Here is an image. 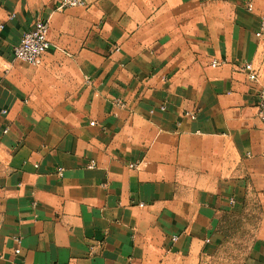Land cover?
I'll list each match as a JSON object with an SVG mask.
<instances>
[{"label": "crops", "instance_id": "0c3cea01", "mask_svg": "<svg viewBox=\"0 0 264 264\" xmlns=\"http://www.w3.org/2000/svg\"><path fill=\"white\" fill-rule=\"evenodd\" d=\"M84 1L0 0V264H264V0ZM39 20L31 66L13 49Z\"/></svg>", "mask_w": 264, "mask_h": 264}, {"label": "built area", "instance_id": "2783aa9c", "mask_svg": "<svg viewBox=\"0 0 264 264\" xmlns=\"http://www.w3.org/2000/svg\"><path fill=\"white\" fill-rule=\"evenodd\" d=\"M211 1V0H206ZM86 3L84 0H58L56 3L55 9L57 11H63L68 8H76V7H85ZM246 10L249 12L253 11V3L251 1H247L245 3ZM1 28V27H0ZM48 31H49V22L48 20H39L36 21L31 29H29L27 32H25L19 43L14 47L13 54L14 57L20 61L25 62L28 65L31 66H39L42 63L43 56L49 51L50 49V42L48 41ZM255 36L257 38H262L264 36V13L260 16L258 29L255 33ZM222 64L220 61H212L211 67L215 68ZM242 70L247 74L248 79L250 81H256L257 76L255 73V70L252 68L251 64H245L242 67ZM116 105L122 106L119 101H115ZM256 112H257V118L261 121V123L264 125V86H261L259 88V91L257 93V102H256ZM161 110H164L165 107H160ZM2 113H5V111H2ZM190 118H193L192 115H190ZM94 125V123H91ZM6 132V131H5ZM96 166V164L91 161L88 165V169H93ZM139 164H131L129 165V168L131 169H138ZM63 174V169L59 168L57 169V175L61 177ZM140 206H142L140 204ZM177 238L173 237L172 241H176ZM17 243H20L19 239H16ZM15 254L19 253V249L14 250Z\"/></svg>", "mask_w": 264, "mask_h": 264}, {"label": "rangeland", "instance_id": "374dc122", "mask_svg": "<svg viewBox=\"0 0 264 264\" xmlns=\"http://www.w3.org/2000/svg\"><path fill=\"white\" fill-rule=\"evenodd\" d=\"M253 219L248 220V216H227L224 219L222 228L225 233V242L222 246V258L229 261L241 262L245 257L246 246L252 235L254 224Z\"/></svg>", "mask_w": 264, "mask_h": 264}]
</instances>
